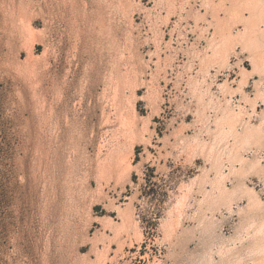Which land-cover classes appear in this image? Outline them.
<instances>
[{"label":"rangeland","instance_id":"rangeland-1","mask_svg":"<svg viewBox=\"0 0 264 264\" xmlns=\"http://www.w3.org/2000/svg\"><path fill=\"white\" fill-rule=\"evenodd\" d=\"M0 264H264V0H0Z\"/></svg>","mask_w":264,"mask_h":264}]
</instances>
